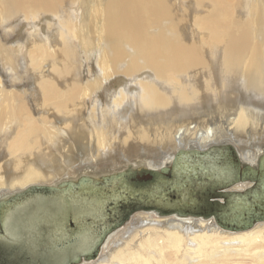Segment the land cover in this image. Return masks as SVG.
<instances>
[{"label": "bare ground", "instance_id": "obj_1", "mask_svg": "<svg viewBox=\"0 0 264 264\" xmlns=\"http://www.w3.org/2000/svg\"><path fill=\"white\" fill-rule=\"evenodd\" d=\"M18 25L28 32L12 40ZM214 146L252 167L264 155V0H0V212L40 198L30 187L161 170ZM189 192L171 209L205 212H136L76 264H264V222L224 230L207 216L219 223L232 196ZM24 250L5 249L7 264L34 260Z\"/></svg>", "mask_w": 264, "mask_h": 264}, {"label": "rangeland", "instance_id": "obj_2", "mask_svg": "<svg viewBox=\"0 0 264 264\" xmlns=\"http://www.w3.org/2000/svg\"><path fill=\"white\" fill-rule=\"evenodd\" d=\"M75 8L77 9V7ZM186 12H188V10ZM10 26L15 27V23H13ZM18 26L19 28L17 32H19V34H16L17 36L15 35L14 37H12V40H19L25 31L28 32L25 26H22V25H18ZM42 26H45V25H42ZM189 29L191 28L189 27ZM180 151L181 152L178 153L173 163V166L179 169L180 168L183 169L184 167L189 168V165H190L189 161H194L195 165H197L196 162H199L201 159L197 157H196L197 159H195L194 157H192L195 155V153L198 152L197 150H186V151L180 150ZM215 152H219L220 154L219 156L222 157L223 161L221 164L216 165L214 162L213 164L208 162V159ZM200 153L201 154L199 155H202V156L208 155V158L205 160L203 167L207 168L209 166L208 171L211 170L213 172L212 176L209 175V177H211V179L213 180L212 182L214 184L223 187V185L227 181L232 180V174L235 173L234 167L232 168L233 166L232 160L234 161L235 159L231 160L232 157L234 158V154L233 152H231L229 148L225 146L216 148V146H214L210 148L209 150L200 152ZM259 163L261 167L260 176H262V174H264L263 173L264 172V155L262 156ZM165 170H169V169L165 167V169L163 168L161 170L151 169L148 171L142 170V172H139L138 170H135L137 172H135L134 170H130L129 172H127L126 170L120 173L119 175L113 176L112 178L107 177L105 179L98 180V181H92V180L90 181L87 179L86 182H82L80 184L78 182L74 183V182L63 181V182L58 183V185L56 186H53L51 188H47L44 190L29 189L27 193H25L27 197L25 194H23V196L24 198H29L33 196L46 198V197H50L49 193H52L54 194L53 195L54 200L46 203L48 204L47 208L50 211H52L53 213L56 212L59 215L67 212L68 209L74 212L72 215V217L74 216L75 218L73 222H70L69 220L64 221L61 218L57 219L56 215H53V216L49 215L47 220H52L53 222L50 225L54 227L50 230L45 229V233L42 236V240H43V244L45 248H48L51 250H63V249H66L67 246H70L71 244L75 245L77 243L81 245L82 244L81 242L85 241L84 238L87 239L88 235L95 230V228L97 227V223L99 221L105 222V224L103 225V228H105L104 232L113 231L117 227H120L123 223L126 222V221L122 222V224L119 225L120 219L124 218V216L127 214L126 213L127 207L134 202H136V204L138 203L143 206L149 205L152 207H156L158 208V210L171 209L172 205L174 204H172L171 201L169 200L165 201L164 200L165 198L161 197L160 195H159L160 197L158 198H153V200L150 199L158 195L157 193L160 194V193L166 192L167 190H170L171 185L166 184V180L163 177L164 176L163 172ZM169 173H171L170 176L172 180H175L173 182L178 181L177 173H176V176L170 170H169ZM144 175L150 176V178H147ZM213 175H216V176H213ZM154 176L156 177V180L152 181ZM175 177L176 179H174ZM82 180L85 181V179H82ZM260 181H261V178L259 177V179L256 181L258 185H260ZM149 182H152V183L149 184ZM179 184L180 183H178L177 185ZM207 184L209 185L210 182H208ZM247 186L250 187L249 183ZM172 188H175V187L172 186ZM186 189L188 190V187H186ZM248 189L253 190V191L255 190L254 186H251ZM259 189L260 188L256 189L257 190L256 192L260 195L261 191ZM247 191L245 190V192ZM150 193H152V195H149ZM148 196L150 198H148ZM21 201H23L22 197H15V198L11 197L8 202L2 203L4 204L2 205L3 206L2 209H4L6 205L10 207L15 206V205L21 206L23 205ZM221 201L222 200H220V202ZM42 205H43V201H41V199H36L35 201L27 205L22 211H20V214L25 215V212L26 213H38L42 209L38 207H41ZM73 205L74 206L76 205L77 208L74 209ZM147 211L156 212L155 210H148V209L146 210L142 209L137 212L145 213ZM132 214H130L128 218ZM119 215H122V217ZM173 215H177V214H173ZM193 216H196V215H193ZM201 217H204V216L201 215ZM207 218L212 219L216 223L217 226H219L220 228L224 230L232 231V232L239 231V230H234V229L232 230V228L229 229L230 226H227L226 224H224L222 220L219 221L220 224L217 223L213 216H210ZM106 222L108 223L106 224ZM247 225H248L247 228L252 227L251 223L250 224L247 223ZM97 228H101V227L98 226ZM72 236H75V238H72ZM95 247L96 245L94 246V248Z\"/></svg>", "mask_w": 264, "mask_h": 264}, {"label": "trees", "instance_id": "obj_3", "mask_svg": "<svg viewBox=\"0 0 264 264\" xmlns=\"http://www.w3.org/2000/svg\"><path fill=\"white\" fill-rule=\"evenodd\" d=\"M219 155H220L219 152L213 153V155H211V157L208 159V162L212 164L214 162L216 165L221 164L223 160H222V157ZM192 157H194L195 159L197 158H201V159L199 162H196L197 165H195L194 161H189L190 163L189 168H186V167H184L183 169L181 168L180 174L181 175L185 174V176H181V180H178L180 184L176 185L177 187H175L174 182H172V178L170 176L171 173H169V170H165L163 172L164 174L163 177L166 180V184L171 185L170 190H167L166 192H163L160 194L157 193L158 195L152 198L148 196V198L153 200V198H158L161 196L163 198H168V200L171 201V199L176 200L177 196H180V197L185 196L184 193H186V191L187 192L194 191V194L196 195L194 196L199 197L200 199H203L202 196H207V198L216 196L218 194V191L222 189V186H218L212 182L213 180L211 179V177H209V175L212 176L213 172L211 170L208 171L209 166L207 168L203 167L205 160L208 158V155L201 156L195 153V155ZM232 165H233L232 168L234 167V170H235V175L239 176L241 172L238 168V165L233 160H232ZM213 176H216V175H213ZM155 180H156V177L154 176L152 181H155ZM181 181H183V183ZM207 182H210L207 190L205 191L200 190V186H202L203 184ZM151 183L152 182H149V184ZM172 186L175 188H172ZM187 186L189 187L188 190L184 191L185 187ZM194 186H196L195 189H193ZM149 195H152V193H150ZM227 196L229 195H223L222 197L225 198ZM231 196L232 197L230 198V202L227 204H225L224 202L221 206L222 209H224V211L227 212L229 210V212H227L224 216H220L218 212L216 214L218 218L220 217L222 219V222H224V224H226L227 226H230L229 229L232 228V230L233 229L242 230L244 224H247V223L250 224L255 219L264 218V196L262 194L259 195L255 190L254 191L248 190L247 192H244V193L232 194ZM188 203H184L182 205L177 204L173 208L177 209L180 213L184 212V214H188V211L199 213V214H202L203 212H205L203 209L196 207L195 205L190 207L189 204H192V203H189V204ZM238 206L244 207L246 211L243 214H240L237 209Z\"/></svg>", "mask_w": 264, "mask_h": 264}, {"label": "water", "instance_id": "obj_4", "mask_svg": "<svg viewBox=\"0 0 264 264\" xmlns=\"http://www.w3.org/2000/svg\"><path fill=\"white\" fill-rule=\"evenodd\" d=\"M218 148V147H217ZM232 151L231 148H229ZM198 150V149H197ZM200 151V150H198ZM197 154H201L200 152H197ZM234 154V153H233ZM202 156V155H201ZM232 157V156H231ZM232 159H235L234 162L238 165V168L241 172V174L239 176H236L235 173L232 174V180H229L227 181L221 190L218 191V194L216 196H213V197H208L209 201L210 202H218L219 200H222L223 199V194H228V195H232V194H238V193H244L245 190H249L248 188H250L251 186H254V189L255 191H257L256 189L260 188L259 190L261 191L260 194H262L264 196V174H262V176H260V163L258 164V166H250L248 164H245V163H242L240 160H237L235 157ZM172 173H174V175L176 176V173L178 175V173L180 174L181 173V168H177L175 166H169L167 167ZM264 173V172H263ZM146 176V175H144ZM147 178H150V176H146ZM259 177L261 178V181H260V185H258V183L256 182ZM177 182V181H176ZM240 183H245L248 185V183L250 184V187L246 186L245 188H235L238 184ZM47 188H50V187H30V189H39V190H44V189H47ZM189 188V187H188ZM195 187H193V189H195ZM20 195L21 193L19 192H16L14 194H12L11 196H14V195ZM185 196H183L184 198H187L190 200V198L192 197L191 196V192H186L184 193ZM52 198V199H51ZM51 198H43V197H40L38 199H41V201H43V205L41 207H38V208H42L40 212L38 213H26L25 212V215H22L20 214V211H22L27 205H29L31 202L35 201L36 199L34 198H31V199H28V200H25L22 202L23 205L21 206H6L4 208V210H1V214L3 216V221L6 223L7 225V228H9L10 230V234L11 235H14L15 231H13L15 225H18L19 223H22V224H25V225H33L34 223L35 224H39L40 222H43L45 220V218L49 217L50 213L48 214H43V212H50V210L47 208V205L46 203L54 200L53 197ZM4 202H8L9 199L6 198L4 200H2ZM205 201V200H204ZM3 202V203H4ZM187 202V201H186ZM45 203V204H44ZM206 203V201L204 202ZM74 206V205H73ZM34 208V207H33ZM77 208L76 205L74 206V209ZM31 209V208H29ZM142 209H148V210H155L157 211L158 213L160 214H180V212L176 209H161V210H158V208L156 207H152V206H143V205H140V204H136V202L132 203L131 205H129L126 209V215L124 216L123 219H120L119 221V225L122 224V222H125L126 219L128 218V216L134 212H137V211H140ZM238 211L240 214H243L246 209L242 206H238ZM28 210V209H27ZM53 213V212H52ZM74 213V212H73ZM184 215V213H181ZM59 215V214H58ZM122 217V215H119ZM209 216V215H208ZM207 216V217H208ZM212 216V215H210ZM120 217V218H121ZM46 218V219H47ZM261 221H264V218L263 219H255L252 223H251V226H253L254 224L258 223V222H261ZM220 224V222H219ZM118 226V225H117ZM242 229H248L247 228V224H244L243 228ZM250 229V228H249ZM84 240H86L84 238ZM33 244V243H31ZM86 244V241H84L81 245L79 244H73V247L74 249H79V250H82V249H86L84 247V245ZM34 245V244H33ZM33 248H35V246H33ZM45 248V247H44ZM2 252V258H1V264H7L9 263V261L12 259L11 256H9V253L5 254V250H1ZM7 252H9L7 250ZM72 259V258H71ZM85 258L83 259H80V260H77V261H72V262H69V259L66 257L65 259H63V263H66L68 262L67 264H76V263H79L81 260H84ZM35 260V259H34ZM33 259H30V258H25L23 261L25 263H30V264H35ZM86 260V259H85ZM44 263V262H43Z\"/></svg>", "mask_w": 264, "mask_h": 264}, {"label": "flooded vegetation", "instance_id": "obj_5", "mask_svg": "<svg viewBox=\"0 0 264 264\" xmlns=\"http://www.w3.org/2000/svg\"><path fill=\"white\" fill-rule=\"evenodd\" d=\"M206 202L209 204L212 203L210 201H206ZM50 215L52 216L56 215L57 219L61 218L64 221L69 220L70 222H73V220L75 219L74 216L72 217L73 211L69 209L67 210V212L61 215H58V213L56 212L52 214L50 213ZM46 218L43 222H40L39 224L37 223L35 225L33 224L32 226L31 225L27 226L22 223L13 226L14 227L13 231H15L14 235L10 234L9 228H4L3 225L0 224V243L3 242L6 243L7 245H13V246H3L2 250L12 249L13 253L11 252L10 254L14 256V251L16 250V247L20 248L24 246L25 248L24 253L32 256L35 259L34 260L35 264H67L68 262L63 263L62 261L66 257L69 259V262H72L90 257L93 253H96L94 246L97 243H99L101 240H103L104 239L103 237L106 234H108V232H104L105 228H103V225L105 224V222L99 221L97 223V227L99 226L101 228L96 227L95 230L88 235V238L85 240L87 245L86 244L84 245L86 249H82V250L74 249L73 244H71L70 246H67V248L63 250H51L48 248H44L45 246L42 240V236L45 233V229L50 230L54 227L50 225L52 224L53 221L47 220ZM108 222H106V224ZM72 238H75V236H72ZM31 243H33L34 245ZM33 246H35V248H33Z\"/></svg>", "mask_w": 264, "mask_h": 264}]
</instances>
